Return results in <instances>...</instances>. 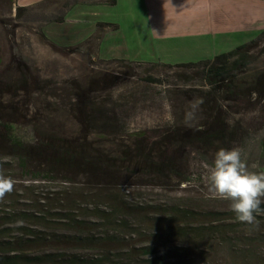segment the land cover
Returning a JSON list of instances; mask_svg holds the SVG:
<instances>
[{"label":"trees","instance_id":"trees-1","mask_svg":"<svg viewBox=\"0 0 264 264\" xmlns=\"http://www.w3.org/2000/svg\"><path fill=\"white\" fill-rule=\"evenodd\" d=\"M49 1L53 0L38 4ZM115 3L67 0L63 13L52 21H64V13L76 4ZM30 8L16 6L15 15L20 17ZM116 28V24L99 22L93 35L71 46L56 45L42 36L70 54H93L98 52L105 33ZM261 57L264 30L210 59L175 64L104 60L117 63L122 67L120 72L131 70L137 63L160 66L166 72L179 70L182 72L174 75L187 82L189 72L191 82H195L172 85L168 74L165 78L149 77L150 82L171 84L166 92L177 118L153 134L136 131L129 135L132 139L122 136L123 125L109 116L122 105L112 101V107H108L107 93L104 95L107 84L114 82L113 73L97 72L85 91L95 96L80 98L79 91L78 101L69 108L83 127L93 126V138L61 135L38 120L36 125L43 129L29 138L18 121L7 117L17 109L16 103L0 102V151L9 149L20 168L28 165L30 157L51 159L61 166L86 169L95 182L91 188L86 186L89 193L77 188L80 191L76 189L73 196L64 193L54 198L59 207L55 211L49 206L31 209L27 205H11L0 211V264H215L219 256L226 257L227 264H264V216L257 217L258 226L249 225L239 222L231 210L198 209L168 200L157 206L130 202L116 198L106 188L109 166L123 167L127 163L141 174L153 169L167 181L170 176L181 183L190 181L186 176L189 165L197 161L212 166L220 148L239 147L250 170L264 172V63L256 65ZM46 103L54 106L48 99ZM54 109L59 110L58 106ZM243 115L252 116L253 126L247 125ZM107 130L113 138L107 139ZM107 141L117 143L119 154L107 151ZM84 198L89 202L81 204ZM134 239L140 241L138 245ZM123 241L129 243L119 246ZM172 242L185 244L180 248L171 246ZM170 252L176 254L178 262L169 261Z\"/></svg>","mask_w":264,"mask_h":264},{"label":"rangeland","instance_id":"rangeland-1","mask_svg":"<svg viewBox=\"0 0 264 264\" xmlns=\"http://www.w3.org/2000/svg\"><path fill=\"white\" fill-rule=\"evenodd\" d=\"M66 1L53 0L36 4L17 17L14 0H0V102L6 105L7 102L12 101L16 103L17 108L7 117L18 121L25 133L30 136L29 138H35L38 132L43 129L42 125H36L37 120L38 123H46V126L47 124L49 127L53 126L52 130L61 135L83 134L93 138L95 137L93 126L83 127L74 111L69 108L78 101L77 93L79 91L80 98L95 96L92 92L85 91H88L91 78L100 72L115 74L114 82L107 84L105 87L107 91L104 95L107 93L108 107H112V101L122 104L120 108L114 110V113L111 111L109 113L110 117H116L118 123L123 125L122 136L126 137L141 130L153 134L155 130H164L170 123H174L177 114L171 105L174 103L168 100L167 86L183 83L194 85L195 82H191V73L188 72L189 78L187 77V79L190 81L187 82L174 75L176 72L181 73L182 71L170 70L166 72L160 66L137 63L131 70L124 68L122 72L126 73L123 74L119 71L122 67L117 66V63L104 61L114 58L100 56L99 50L97 53L94 51L93 54L91 52L70 54L68 51L58 49L50 42L59 46L64 45L51 40L44 32V27L48 21L54 20L63 13ZM121 7V13L119 8H114L113 13L119 19L124 12V7ZM120 21L123 30L121 35H130L128 38L130 45L125 41L126 44L123 47L118 44L107 47L106 39L103 46H99L103 55L107 52L110 54L123 53L128 56L145 55L146 51H143L141 47L145 46L146 42L139 38L136 39V34L131 31L132 26L127 20L121 18ZM66 24L62 28L71 34L73 32L71 27L82 29L80 24L73 21H68ZM157 47L159 48L158 45ZM213 48L215 47L211 49ZM194 53L187 49H179L173 55L165 54L161 60L165 63L175 64L176 62L208 59L191 56ZM216 55L210 56V58ZM262 63H264V57L256 61V65ZM166 74H168V81L171 84L149 81V77L165 78ZM47 99L54 106L47 105ZM56 106L59 109L57 112L54 109ZM7 109L10 110V108ZM35 117H37L36 120L33 119ZM242 117L248 119L247 125L253 126L252 116L243 115ZM110 133L107 130V139L113 138L109 136ZM130 138L132 139L133 136ZM121 143L130 146L129 142L122 141ZM116 144L107 141V151L111 150V152L115 151L119 154L120 147ZM11 153L9 149L0 151V175L15 181L14 190L7 194L3 200H0V211L9 209L11 205H27L26 207L31 209L35 206H49L55 211L59 207L54 198L62 196L64 193L73 196L77 188L80 190L83 188L84 192L89 193L90 190L86 188H91L95 183L91 180L90 173L86 169L70 165L61 166L51 159L40 158L37 160L30 157L27 161L28 165L25 168H20L18 163L13 160L15 157L10 155ZM4 158H7L8 162H3ZM210 167L211 165L205 163L192 162L186 172V176H190V181L181 183L178 182V178H175L176 176L173 178L170 176L167 181L166 177L159 176L153 169L148 174H141L129 163L123 167L109 166V168L107 167L106 188L107 192H113L112 194H115L116 198H124L130 202L141 201L156 205L168 200L171 203L178 201L182 205L198 209L230 210L231 201L216 198L209 191ZM87 202H89L88 198L81 199V204ZM63 207L66 209V206ZM145 210H150V208L146 207ZM53 211L51 213L55 214ZM146 214L153 213L147 212ZM150 227L155 228V225H150ZM133 241L137 245L140 242L138 239ZM128 243L129 241H123L119 246L124 247ZM170 244L171 246L177 245L174 242ZM184 244L178 243L177 247L181 248ZM169 256V261L178 262L175 253L170 252ZM216 261L215 264H227L228 262L226 257L220 256Z\"/></svg>","mask_w":264,"mask_h":264},{"label":"crops","instance_id":"crops-1","mask_svg":"<svg viewBox=\"0 0 264 264\" xmlns=\"http://www.w3.org/2000/svg\"><path fill=\"white\" fill-rule=\"evenodd\" d=\"M42 1L14 0V4L32 7ZM121 6L124 12L119 19L113 13L114 8H119L121 13ZM121 18L131 24L136 39L146 42V47H141L145 55L110 52L103 55L100 47L106 39L107 47L116 44L123 47L125 41L130 45V35H121ZM68 21L80 24L82 29L71 27V34L62 28ZM99 22L117 25L115 30L107 31L101 41L99 55L102 57L163 62L161 58L165 54L187 49L195 52L191 56L210 58L234 49L264 30V0H116L114 5L76 4L66 12L63 22L48 21L44 32L60 45H75L93 35Z\"/></svg>","mask_w":264,"mask_h":264},{"label":"clouds","instance_id":"clouds-1","mask_svg":"<svg viewBox=\"0 0 264 264\" xmlns=\"http://www.w3.org/2000/svg\"><path fill=\"white\" fill-rule=\"evenodd\" d=\"M3 162H8L4 158ZM209 191L219 199L231 201L230 210L241 223L259 225L264 216V172L251 171L239 147L220 148L208 174ZM15 181L0 175V200L14 190Z\"/></svg>","mask_w":264,"mask_h":264}]
</instances>
